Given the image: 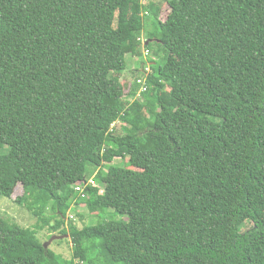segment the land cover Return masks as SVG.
Masks as SVG:
<instances>
[{"label":"trees","instance_id":"trees-1","mask_svg":"<svg viewBox=\"0 0 264 264\" xmlns=\"http://www.w3.org/2000/svg\"><path fill=\"white\" fill-rule=\"evenodd\" d=\"M164 1L0 0V196L98 219L67 260L0 215V264H264V0ZM153 11L163 65L125 90Z\"/></svg>","mask_w":264,"mask_h":264},{"label":"rangeland","instance_id":"rangeland-1","mask_svg":"<svg viewBox=\"0 0 264 264\" xmlns=\"http://www.w3.org/2000/svg\"><path fill=\"white\" fill-rule=\"evenodd\" d=\"M152 1L160 4V18L162 20H165L170 10L169 6L165 5L164 0H143V3L149 4ZM145 15L147 17H145L146 31L144 32V36L148 40H152L150 50L151 52L149 55L143 52L142 56L140 57H133L132 55L126 56L127 68L122 72L121 77L122 80L125 81V90H129V86L133 85L137 79L145 78V76H142L143 73L141 67L143 64H146L147 73L152 72L149 64L150 61L153 62V66L156 68L163 65V55H160V53L158 52V49L160 47L157 39L159 29L155 11ZM137 94H139V91L137 92ZM126 100H129L130 103L132 102L131 104H133L137 100L143 101V98L141 97V95H136L134 98H126ZM144 112L147 116L151 115V112L148 110H145ZM120 126V124H116L115 126V130L117 133H120ZM123 161L124 159L122 157L116 158L113 162V165H123ZM96 172L97 170L95 171V173ZM90 179H93V177H90ZM97 186H99L98 188L100 190V193H103L104 187L101 185ZM23 192L24 191L22 185H18L12 198L0 196V215L7 221L16 223L23 228H36L37 226H44L41 230L38 231L37 236L38 239L43 243L45 248L51 249L55 253L61 255L64 259H72L73 244L71 242V238L68 234H62L61 231L63 229L67 230L71 222L76 227L81 229L84 226L96 224L98 219L89 212L85 205H76L73 206L66 215V218L64 220L65 224L58 230L52 231L50 230V226L55 225V220H50V224L47 226L43 225V221L45 220V218L48 217L49 219L50 215L52 214L51 209H47V211L44 213L43 218L35 215L25 204L20 205L16 201L18 197H21L23 195ZM238 227L241 233H245L252 228V223L245 219H242L238 222Z\"/></svg>","mask_w":264,"mask_h":264},{"label":"built area","instance_id":"built-area-1","mask_svg":"<svg viewBox=\"0 0 264 264\" xmlns=\"http://www.w3.org/2000/svg\"><path fill=\"white\" fill-rule=\"evenodd\" d=\"M147 89V87L141 88V92H144ZM88 186L98 187L94 179H88L86 182H82L81 184H77L75 187V190L80 194L82 198L86 197L85 189Z\"/></svg>","mask_w":264,"mask_h":264},{"label":"crops","instance_id":"crops-1","mask_svg":"<svg viewBox=\"0 0 264 264\" xmlns=\"http://www.w3.org/2000/svg\"><path fill=\"white\" fill-rule=\"evenodd\" d=\"M144 67H145V66H144V64H143L142 67H141V68H142V71L144 70V69H143Z\"/></svg>","mask_w":264,"mask_h":264}]
</instances>
